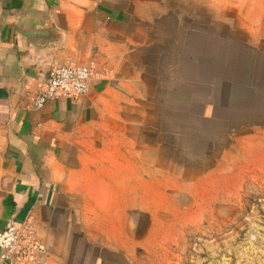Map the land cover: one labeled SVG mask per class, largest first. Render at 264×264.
Here are the masks:
<instances>
[{
    "label": "crops",
    "instance_id": "0c3cea01",
    "mask_svg": "<svg viewBox=\"0 0 264 264\" xmlns=\"http://www.w3.org/2000/svg\"><path fill=\"white\" fill-rule=\"evenodd\" d=\"M163 10L156 0H0V230L12 221L35 229L51 247L43 264H76L82 241L124 249L123 240L109 233V241L93 238L94 226L122 230L126 208L139 213L141 199L150 197L142 185L168 182V189L174 184L190 193L222 166L219 161L195 180L174 171L185 163L172 154L180 138L190 151L212 158L213 137L222 134L217 119L224 85L213 82L222 78L212 72L218 37L182 27L173 44L172 30L156 33L171 18ZM134 16L139 26L157 23L137 31L128 27ZM28 30H53L55 37L30 42ZM156 35L164 40L156 42ZM208 38L214 42L207 45ZM89 61L94 73L86 93L33 107L52 68ZM189 79L198 86H189ZM135 243L142 245L141 237ZM102 254L94 262L87 258L88 264H106ZM86 256L79 263L87 264Z\"/></svg>",
    "mask_w": 264,
    "mask_h": 264
},
{
    "label": "rangeland",
    "instance_id": "374dc122",
    "mask_svg": "<svg viewBox=\"0 0 264 264\" xmlns=\"http://www.w3.org/2000/svg\"><path fill=\"white\" fill-rule=\"evenodd\" d=\"M156 1L171 16L167 17L168 26H158L156 33L172 30L173 44L182 27L183 31L201 30L218 37L220 55L212 72L222 78H214L213 82L224 85L219 94L222 115L217 119L222 134L213 137L209 154L212 158H202L190 151L189 144L185 145L180 138L181 144L172 154L185 163L174 171L195 180L219 161L222 166L215 169L209 180L196 182L192 192L190 187V193H180L174 184L173 189H168V182H161L156 188L142 185L150 197L141 199L139 213L132 207L126 208L122 230L100 231L96 226L92 230L93 238L107 239L109 233L123 240L125 248L117 250L101 241L84 246L82 241L75 263L86 264L79 263L85 253L87 264L94 262L104 251L106 264H264V0H236L235 6L221 8L213 6L218 0H204L205 5L202 0L201 4L200 0ZM221 2L226 5L228 0ZM145 9L149 10V6ZM214 10L219 11V16H214ZM131 20L128 27L137 31L148 30L157 23L153 20L139 26V18L134 16ZM155 38L156 42L164 40L158 35ZM208 39L207 45L214 42ZM148 55L147 52L145 57ZM154 72L155 69L149 73L151 92ZM202 73L204 79L209 74L205 70ZM187 84L198 86L191 79ZM229 100L231 106H224L223 101ZM227 120L231 121L229 125L223 124ZM125 202L128 207L129 201ZM156 208L160 210L155 215L149 213ZM153 222L154 227L150 226ZM137 226L139 230L131 229ZM78 233L83 237V232ZM138 237L142 245L135 243ZM47 247L51 252L50 245Z\"/></svg>",
    "mask_w": 264,
    "mask_h": 264
},
{
    "label": "built area",
    "instance_id": "2783aa9c",
    "mask_svg": "<svg viewBox=\"0 0 264 264\" xmlns=\"http://www.w3.org/2000/svg\"><path fill=\"white\" fill-rule=\"evenodd\" d=\"M93 73V61L55 66L34 98L33 107L42 108L47 101L60 96L83 95L89 90ZM31 228L24 222L12 221L0 230V264L44 263L50 256V250Z\"/></svg>",
    "mask_w": 264,
    "mask_h": 264
},
{
    "label": "water",
    "instance_id": "95a60500",
    "mask_svg": "<svg viewBox=\"0 0 264 264\" xmlns=\"http://www.w3.org/2000/svg\"><path fill=\"white\" fill-rule=\"evenodd\" d=\"M24 34L30 42H47L54 39L55 33L53 30H28Z\"/></svg>",
    "mask_w": 264,
    "mask_h": 264
}]
</instances>
